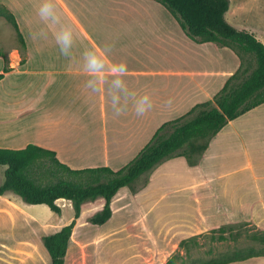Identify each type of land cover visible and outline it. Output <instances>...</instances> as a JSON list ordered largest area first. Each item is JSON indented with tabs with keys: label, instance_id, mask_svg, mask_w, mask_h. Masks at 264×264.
I'll list each match as a JSON object with an SVG mask.
<instances>
[{
	"label": "crops",
	"instance_id": "0c3cea01",
	"mask_svg": "<svg viewBox=\"0 0 264 264\" xmlns=\"http://www.w3.org/2000/svg\"><path fill=\"white\" fill-rule=\"evenodd\" d=\"M42 2L0 0L17 25L16 31L0 17V73L3 58L10 68L0 80L3 149L32 144L52 151L73 170H119L161 124L212 100L240 66L230 49L189 40L153 0H52L56 17L52 21L40 20ZM235 10L257 20L260 30L254 34L263 40L264 0H237ZM68 28L73 45L68 56H61L55 33ZM17 33L25 44L24 56ZM93 51L105 56L109 67L126 62L128 92L149 94L154 103L149 113L136 116L129 99L128 112L117 117L125 94L114 103L107 83L98 93L85 87L84 56ZM101 79H110V74ZM169 99L172 104L165 106ZM5 169L0 166V184ZM56 205L60 214L50 211L45 217L40 213L45 205L25 204L10 192L0 195V252L5 255L1 259L7 260L13 251L40 249L45 254L41 237L74 218L69 201L59 199ZM110 209L111 218L100 227L103 231L116 214L148 218L151 226L159 218H184L188 234L239 220L264 231V103L228 122L196 166H188L181 157L170 159L156 167L134 194L121 188ZM83 213L82 205L73 229ZM231 264H264V256Z\"/></svg>",
	"mask_w": 264,
	"mask_h": 264
},
{
	"label": "trees",
	"instance_id": "16d2710c",
	"mask_svg": "<svg viewBox=\"0 0 264 264\" xmlns=\"http://www.w3.org/2000/svg\"><path fill=\"white\" fill-rule=\"evenodd\" d=\"M163 6L181 31L197 44H215L235 53L238 70L224 83L212 100L195 105L185 115L164 122L140 152L119 170L106 167L73 170L60 163L52 151L29 144L22 149L0 148V166H5L0 195L10 192L25 204L45 205L60 214L56 201L72 205L74 218L59 231L42 236L41 244L50 264H64L75 219L82 205L102 198V209L90 218L94 225H104L111 218L110 202L121 188H129L164 162L181 157L188 166H196L211 139L228 122L264 103V44L253 34L237 30L225 21L229 0H153ZM0 17L17 31L14 16L0 5ZM22 56L25 44L17 33ZM242 55L253 60V67L242 70ZM0 80L10 71L6 58ZM24 63L21 57L20 64ZM264 244V232L256 238ZM185 240L181 241V244ZM252 250L236 251L222 259L191 264H231L263 257ZM168 264H171L169 262Z\"/></svg>",
	"mask_w": 264,
	"mask_h": 264
},
{
	"label": "rangeland",
	"instance_id": "374dc122",
	"mask_svg": "<svg viewBox=\"0 0 264 264\" xmlns=\"http://www.w3.org/2000/svg\"><path fill=\"white\" fill-rule=\"evenodd\" d=\"M236 4L237 0H229L228 12L232 11L226 13L225 21L239 31L253 34L254 30L259 31L257 20L252 21L236 11ZM9 30H12L10 26ZM254 37L264 44V39ZM242 57V70L246 68L247 73L253 67V60L245 55ZM145 181L147 176L138 179L128 188L130 193L134 194L135 188ZM103 204L102 198L83 204L84 213L72 230L64 264H191L222 259L236 251L252 250L264 254V244L256 239L264 231L248 221H232L202 233L188 234V229L184 227L188 220L184 218H159L156 225L151 226L148 218H127L116 214L103 231L100 225L89 221ZM45 208L40 213L46 217L50 210ZM74 221L75 226L77 220ZM182 240L185 241L181 244ZM2 256L5 257L0 252V264H50L40 249L13 251L7 260L1 259Z\"/></svg>",
	"mask_w": 264,
	"mask_h": 264
},
{
	"label": "clouds",
	"instance_id": "9594fccd",
	"mask_svg": "<svg viewBox=\"0 0 264 264\" xmlns=\"http://www.w3.org/2000/svg\"><path fill=\"white\" fill-rule=\"evenodd\" d=\"M40 20L52 21L54 16V4L52 0H43L37 12ZM32 38H37V33L32 34ZM55 42L59 46L61 56H68L73 45L72 29H62L55 33ZM83 71L87 75L85 87L90 88L93 92L98 93L103 84L107 83L108 87L112 89V99L114 103H119L121 95L125 94L127 99L122 107L117 109L116 116L119 117L128 112V103L132 101V110L136 116H145L149 113L154 103L149 94L137 95L134 92H128L125 77L128 72L127 64L124 61L112 64L110 67L106 64V57L96 53L88 52L84 56ZM106 73L110 74V79L102 80L101 77ZM172 100L169 99L165 102V106H170Z\"/></svg>",
	"mask_w": 264,
	"mask_h": 264
}]
</instances>
